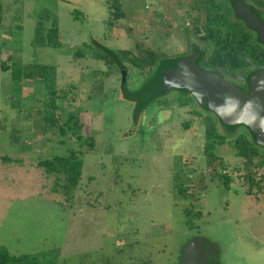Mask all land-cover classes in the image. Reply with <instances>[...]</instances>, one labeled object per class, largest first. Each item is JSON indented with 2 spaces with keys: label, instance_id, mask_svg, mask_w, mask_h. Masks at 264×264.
I'll use <instances>...</instances> for the list:
<instances>
[{
  "label": "rangeland",
  "instance_id": "rangeland-1",
  "mask_svg": "<svg viewBox=\"0 0 264 264\" xmlns=\"http://www.w3.org/2000/svg\"><path fill=\"white\" fill-rule=\"evenodd\" d=\"M119 1L123 15L116 18L110 0H0V155L24 161L0 160V243L12 253L56 246L58 264H176L180 246L203 236L217 248V264H264V188L247 192L235 149L216 148L233 172L225 188L212 176L204 124L192 106L174 103L172 94L167 98L172 106L154 102L135 123L133 103L120 96L121 72L109 73L91 49L85 57L76 55L92 39L114 49L189 54L194 44L202 46L188 17L193 0ZM75 11L84 17L76 19ZM54 17L60 46H34L36 28L47 32ZM7 56L9 65H55L59 90L75 86L83 131L96 145L84 157L71 205L57 201L36 166L39 158L65 154L70 146L59 142L63 136L36 133L43 84L27 83L15 98L11 70H1ZM140 80L129 74L128 87ZM65 102L63 115L71 109ZM13 129L20 130L21 141L12 143ZM66 139L77 145L74 136ZM186 161L195 199L174 186L175 172ZM186 207L203 212L193 229L186 224Z\"/></svg>",
  "mask_w": 264,
  "mask_h": 264
},
{
  "label": "trees",
  "instance_id": "trees-1",
  "mask_svg": "<svg viewBox=\"0 0 264 264\" xmlns=\"http://www.w3.org/2000/svg\"><path fill=\"white\" fill-rule=\"evenodd\" d=\"M110 7L114 10L116 18L123 15L122 4L119 0H110ZM241 2L251 7L264 21V0H193L189 11L190 23L194 26L193 33L200 36L202 46H194L191 50L200 52L197 64L206 71L217 72L228 80H236L239 73L247 69L248 88L250 91V80L254 73L264 69V43L260 39L257 29L248 25L245 19L236 13V5ZM196 13V14H195ZM75 18L84 17V13L75 11ZM3 10L0 8V25L2 23ZM61 44L58 20L53 19V24L46 32L42 26L36 28L33 45L36 47H59ZM92 50L95 59L103 60L108 66V72H123L127 75L135 72L140 76V84L136 88L128 87L127 81L121 79L122 99L133 103L134 122L137 123L146 109L154 102L158 106L170 105L166 98L170 91L176 93L174 103L180 106H192L193 113L202 120L205 128V154L211 163L212 176L225 188H230L233 180V172L227 167L224 159L217 155L216 148L220 145L229 144L235 149L237 157L241 158L242 165L237 167V173L241 174L247 186V192L254 189L264 188V146L259 144L255 135L249 131H240L242 125L229 126L225 124L212 111L203 108L196 101L189 90L172 88L165 94L161 93L162 81L170 61L187 56L180 54L174 56L162 55L152 49H114L97 39L85 42L84 47L76 51L79 57H85L87 50ZM11 57L7 56L1 62V70H11L13 82V96L21 95L25 84L40 81L44 87V109L42 119L38 121L36 133L45 137L46 134L60 135L65 138L59 140L61 143H68L65 154H55L52 157H42L36 162L46 178V186L50 192L58 196L60 202L71 205L75 200L76 191L80 185L84 157L91 151L96 140L93 136L84 133L81 119L82 108L76 106L77 95L72 90H59L57 87V67L46 64H25L23 62L7 63ZM254 66V69H250ZM15 94V95H14ZM12 97L9 101L14 104ZM69 101L68 111L63 115V106ZM190 120L185 124L190 126ZM220 126L226 131L220 129ZM245 126V125H243ZM246 127V126H245ZM248 128V127H247ZM12 133V143L21 141L16 129ZM130 132H128L129 134ZM127 134V133H126ZM74 136L77 145L74 146L68 136ZM53 138H50V140ZM0 160L5 164H23V158L15 155H0ZM217 162V165L214 164ZM186 163L175 172L174 186L187 198H196V191L191 190L194 179L186 173ZM186 224L190 229L194 228V220L201 218L203 212L192 211L186 207ZM188 238L179 249V256L176 264H179L185 244L191 239ZM60 249L55 247L40 249L33 252L12 253L7 245L0 243V264H58ZM217 255L211 256L210 264H217ZM216 262V263H215Z\"/></svg>",
  "mask_w": 264,
  "mask_h": 264
},
{
  "label": "water",
  "instance_id": "water-1",
  "mask_svg": "<svg viewBox=\"0 0 264 264\" xmlns=\"http://www.w3.org/2000/svg\"><path fill=\"white\" fill-rule=\"evenodd\" d=\"M248 25L257 29L264 43V21L249 6L236 5ZM200 52L178 57L169 63L162 81L161 93L172 88L189 90L196 101L229 126L245 125L264 146V128L260 121L264 118V70L251 79L250 91H243L235 82L227 80L217 72L203 70L198 64ZM126 69L123 71L125 82ZM251 102V107L248 103ZM253 116L256 119L253 121ZM218 250L203 236L192 237L184 246L179 264H209L210 258Z\"/></svg>",
  "mask_w": 264,
  "mask_h": 264
},
{
  "label": "flooded vegetation",
  "instance_id": "flooded-vegetation-1",
  "mask_svg": "<svg viewBox=\"0 0 264 264\" xmlns=\"http://www.w3.org/2000/svg\"><path fill=\"white\" fill-rule=\"evenodd\" d=\"M196 44H194V46H195ZM196 46H201V45H196ZM194 51H192L190 54H192ZM189 54V55H190ZM250 69H254V66H251L250 67ZM246 71H247V69H245ZM245 70H242L240 73H239V78L238 79H236V80H230V81H233V82H235L243 91L244 90H247V88H248V84H247V73H246V71ZM262 70H264V69H262ZM262 70H258L257 72H259V71H262ZM124 71V70H123ZM127 71V70H126ZM256 72V73H257ZM256 73H254L253 75H252V77L256 74ZM122 74V78H123V72L121 73ZM129 75V74H128ZM127 73H126V77H125V82L127 81ZM252 77H251V79H252ZM228 80V79H227ZM249 89H251V80H250V88ZM247 92V91H246ZM176 95V93L175 92H173V91H170V93L167 95V97L166 98H168V96H170V95ZM240 128H244L245 130H241V131H248L247 129V127H245V126H241ZM239 128V129H240ZM220 129H222L223 130V128L220 126ZM238 129V130H239ZM250 131V130H249ZM231 146V145H230ZM212 246H214L213 244H212ZM216 254V253H215ZM210 262H211V258H210ZM210 262H209V264H210ZM216 263V262H215ZM217 263H218V261H217Z\"/></svg>",
  "mask_w": 264,
  "mask_h": 264
},
{
  "label": "clouds",
  "instance_id": "clouds-1",
  "mask_svg": "<svg viewBox=\"0 0 264 264\" xmlns=\"http://www.w3.org/2000/svg\"><path fill=\"white\" fill-rule=\"evenodd\" d=\"M248 107H251V102L248 103ZM252 119H253V121H254V120L256 119V117L253 116ZM260 125H261L262 128H264V118L261 119V121H260Z\"/></svg>",
  "mask_w": 264,
  "mask_h": 264
}]
</instances>
